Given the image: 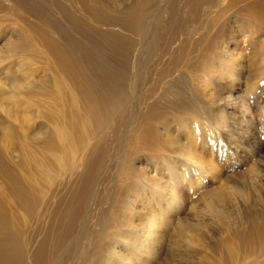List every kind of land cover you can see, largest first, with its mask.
Listing matches in <instances>:
<instances>
[{
	"label": "bare ground",
	"instance_id": "1",
	"mask_svg": "<svg viewBox=\"0 0 264 264\" xmlns=\"http://www.w3.org/2000/svg\"><path fill=\"white\" fill-rule=\"evenodd\" d=\"M23 1L26 3L23 9L39 14L43 21L57 33L58 39H46L45 43L52 56L50 59H53L63 77H61L64 83L62 86L69 87L68 92L65 93L58 88L55 94L56 89L54 92L47 91L43 85L40 87L33 81L24 85L26 87L22 86L25 90L20 88L21 85L11 86V90L16 93L14 95L16 98L11 101L17 105H19L18 102L21 103L20 100L23 97L36 95L34 88L43 87L39 93L40 96H44L43 99L38 98L35 101L31 99L30 103L39 108L37 116L51 123L52 129L48 128L50 125L46 127L44 123H41L37 130H33V133L26 134L29 144L37 145V147L33 145L35 150L32 148L33 150L28 151L22 147V152L19 153L11 147L9 151H6L9 159L4 155L5 153H2L4 151L0 152V264H147L149 259L160 257L161 246L166 237V221H163V217L167 208L155 206L154 209L151 208L153 210L147 217L142 218L146 208L140 207L141 209L137 210L138 206L131 207V199L136 200L135 202L144 198L155 201L160 197L159 189L161 188L155 182L154 173L147 179L148 172L145 173L141 169H138V172L134 170L135 161L131 154L139 152L140 158L145 157V148L155 145H153L152 136L149 137L151 129L167 116L193 113L201 119L207 117L206 110L203 105H200L198 98L190 96V88L183 78L185 76H182L178 72L180 69H177L181 63L185 67L189 65L190 59L188 56L187 59L179 57L181 44L178 47H174L173 44L179 35L186 34L188 37L192 32H198L197 30H200L203 24L212 23L215 17L220 18L228 12L232 17L246 12L247 17L264 21V0H64V3L58 0H47L57 8L63 19V26L52 19L45 12L46 10L43 11V8L36 5L34 1ZM219 33L221 28H217L213 34L208 32L200 33L199 36L197 34V38L193 41L194 49H199L200 46L211 51L212 44ZM28 43L31 44V42ZM17 50L15 52H18ZM23 50H25L24 47ZM32 50L34 49L32 48L31 52ZM166 55L168 57L165 62L162 59ZM163 62L165 66L161 65ZM151 67H154V70ZM229 67L233 66L229 63ZM150 76L151 81L154 82L149 83L150 86L147 89L144 88L147 94L145 91L142 93L148 95L150 99L153 91L158 94L154 96V99L145 102L144 107H140L141 110L133 112L130 110V103L135 95L136 81L139 79L145 85L150 80ZM203 82V87L210 84L209 81ZM0 92H2L1 89ZM201 93L199 91V94ZM29 106L26 105L27 108L22 107V109H28ZM31 108L33 111V107ZM126 120L136 121L142 126L140 127L143 132L140 139L142 144L137 148L129 149L127 157L118 164L115 184L105 186L102 195L99 196L97 186L103 174L102 171H105V159L110 156L108 137L119 127L121 128ZM137 131L140 132V130ZM54 134L61 142L59 147L54 142ZM196 134L198 135V132ZM29 144H25L24 140V145ZM247 152H250V149ZM196 162L195 179L192 183H187L189 188L200 186L204 180L214 179L215 174L222 169H220L222 162L218 155L211 156L207 163L202 160ZM185 177V173L180 175L181 179ZM134 183H138L137 187H133ZM178 184L185 185L181 181ZM173 186L169 188L172 196L169 203L171 207H169L175 211L179 207L177 204L181 198H174L177 191ZM138 187L139 192L136 191ZM239 187L234 188V192L241 199V205L238 201L230 205L231 208L228 207L230 208L228 209L226 207L228 201L224 194L217 196L218 201L210 199L205 205V210L211 217L220 220L227 231L235 232L238 238L242 237L240 232L242 228H246L245 225L254 223L259 231L257 240L255 239L257 241L255 247L264 249V216L246 212L252 193L242 188L243 186ZM256 196V200L249 204L264 205L260 195ZM126 207H129L128 211ZM263 210L264 208L261 212ZM134 216L138 219L133 218V220ZM92 219L94 229L89 228V222ZM199 222L195 224L196 226L194 223L193 225L178 223L180 224L179 232H192L196 239L199 233L197 230L200 226ZM258 247L255 250L258 251ZM205 249L207 251V248ZM241 250L237 248L236 257ZM200 257L202 258L201 255ZM204 259L208 260V258Z\"/></svg>",
	"mask_w": 264,
	"mask_h": 264
},
{
	"label": "rangeland",
	"instance_id": "2",
	"mask_svg": "<svg viewBox=\"0 0 264 264\" xmlns=\"http://www.w3.org/2000/svg\"><path fill=\"white\" fill-rule=\"evenodd\" d=\"M30 1H34L36 5L43 8V11L46 10L45 12L52 19L57 21L62 26L64 25L63 19L60 13H58L57 8L51 5L50 2L48 3L47 0H28V2ZM58 1L60 3H64V0ZM23 2V0H17L15 2L13 0H0V89L2 90V92H0V95H2L0 96V152L4 151L2 153H5L4 155L8 159L9 157L6 155V151H9L11 147H14L13 149L19 151V153L22 152V147H25L24 149L28 151L32 148L35 150L37 145L32 143L35 146L33 147V145L29 144V141L26 140V134L33 133L34 129L37 130L39 124L44 123L46 127L50 125L48 128L52 129L51 123H48V121L45 122V119L37 116V110H39V108L35 104L30 103L31 99L34 101L38 98L43 99L44 96L39 95L43 87L47 89V91L53 92L56 89L54 92L55 94H57L58 88L59 90L66 93L68 92L69 87L68 85L65 87L62 86L64 85V83H62L63 77L54 64L53 59H50L52 56L49 54L45 43L46 39H58L57 33L50 25L43 21V18H41L39 14L36 15V13L27 11L26 8L23 9L26 4ZM230 15V12H228L225 15L220 16V18L215 17V20H213L212 23L210 22L211 24H203L200 26L201 29L197 30L198 32H192L190 35H188V37L186 34L179 35L175 44H173L174 47H178V45L181 44L179 57L181 56L182 59H187L189 57L190 59V62H188L189 65L185 67L180 62L181 64L180 66H177V69H180L178 72L182 76H185L183 78L186 82V85L190 88V96H196L198 98L200 105H203V108L206 110L207 117L205 119H201L193 113H178L179 115H171V117L167 116L166 119L162 120L161 123L151 129L149 137L150 135L152 136L154 140L153 145H155L154 147L145 148V152L143 151L145 157L143 158V156H141L140 158L139 152H134L131 154V157H133L135 161L134 170L138 172V169H141V171H145V173L148 172L146 177L147 179L152 176V173H154L156 176L155 182H157L158 186L161 187L159 189L160 197L156 198L155 201L152 202V200L144 198L143 200L135 202L136 200L131 199V207L134 208L135 206H138L137 210L138 208L141 209L143 207L144 209L145 207V214L142 218L147 217L155 206H159L160 208L162 207L164 209L167 208L163 217V221H166V237L164 238L161 246L162 251L160 250V257L157 259H149L147 264H264V249L256 246L258 247V251L255 250V243L257 242V234L259 231H257L255 228L256 225L254 223H249L250 226L245 225L244 227L246 228H242V232H240L242 233V237L238 238L235 232H232L231 230L227 231L220 220L218 221V219L215 217H211L210 214L205 210V205L210 199H215L218 201V197L224 194H228L227 196L224 195L228 201L226 202L227 208L238 201L239 205H241V199L234 192V188H240L239 186H243L242 188L252 193L250 195L252 198L251 201H255L257 197L256 195H260L264 204V21H261V19L259 20L247 17L246 12L242 13V15L236 14L235 17ZM217 28H221L222 34L219 33L217 36L216 41L212 44L211 51L210 49L208 50V48H204V50L200 46L199 49H194L193 41L197 38V34L198 36L203 32H205V34L206 32L213 34ZM29 35L33 38L29 37ZM186 39H188V41ZM21 42H23V45L19 44ZM28 42H31V44ZM11 44H16L15 46L13 45L16 50L20 48L17 50L18 52H15L16 50ZM23 47L25 50H23ZM9 48L15 51L10 50ZM32 48L34 50L31 52ZM167 57L168 55L163 57L162 60L166 62ZM213 59H215L214 63ZM205 60L209 61L206 62ZM219 60H221V62H219ZM165 62L161 63V65L165 66ZM229 63L233 67H229ZM153 68L154 67H151L152 70H154ZM220 71H223L224 73H221ZM219 72L220 76L218 75ZM28 73H30V75ZM214 74L217 75L215 76ZM197 77L199 79H197ZM4 79L7 80V83ZM19 79L23 82L18 81ZM151 80L152 77L150 76L149 81ZM32 81L38 84L40 87L43 85L42 88H34V92H36L39 96L36 94L37 96L28 95L27 98L23 97L20 100L21 103L18 102L19 105L12 102L11 100L16 98V96H14L16 93L11 90V86L18 85L17 87H19V85H21L20 88L25 90L23 87L26 86L24 85H28ZM149 81H147L148 84L146 83L145 85L142 84V81L139 79L136 81L135 95L133 96V99L130 103V110H133V112L141 110L140 107H144L143 104H145V102L150 101L157 96L158 92L156 91H153L150 95L152 97L151 99L148 95H146L147 91L144 90V88L147 89L150 84H153L154 82ZM196 81L198 85L196 84ZM203 81L206 83L209 81L210 84L207 85L209 87H203ZM20 82L21 84H19ZM199 83L201 84L199 85ZM251 84L252 86H250ZM51 85L52 87H50ZM199 86L201 89H199ZM204 88H207L206 90L210 91H206ZM35 89L39 90V92ZM144 91L146 93H144L145 95L142 93ZM199 91L202 93L199 94ZM211 91H213L212 94ZM8 96L10 97L8 98ZM23 104L25 105L22 107H26V105L27 107L29 105L30 106L28 109H26L27 107L22 109L20 105ZM31 107H33V111H31ZM34 108L37 109L35 110ZM4 112L7 116L4 114ZM30 112H33V114H30ZM208 112L211 116L208 114ZM12 117L15 119V121L12 119ZM220 117H222L224 121ZM190 120L194 123H192ZM29 121H31V123H28ZM135 122H133V120L124 121L121 125V128L119 127L115 133L112 135L110 134L111 137H108L110 142L108 145L110 156L108 159H105V171H102L103 174L101 175L97 186V193L99 196L102 195L101 193L104 191L105 186L107 187L108 185L111 186V184H115V175L117 168H119L118 164L123 158L127 157L126 155L127 152L129 153V149L132 147L137 148L142 144V141L140 140L143 135V132L140 128L142 126ZM32 123L33 125H30ZM194 126L197 128H194ZM137 130H140V132L138 133ZM67 131L69 130L67 129ZM196 132H198V135ZM54 137V142L59 147L61 142L57 140L55 134ZM24 140L25 144H29L31 147L29 145H24ZM11 144L14 145L12 146ZM248 149H250V152H247ZM196 154L199 157H197ZM22 155H24V153H22ZM186 155L191 156V158ZM216 155L219 156V159L222 162V164H220V169L222 168L221 171L219 170L220 173L217 172L214 179L206 181L204 180V182L198 187L191 186L189 188L187 183H192L195 179L194 174L196 170L194 169L196 167V161L202 160L203 162L206 161L205 163H207L211 156ZM154 157L156 158L154 159ZM195 158L199 159H196L194 163ZM151 159H153V161ZM183 173H185L186 177L181 179L180 175ZM180 181L185 185L178 184ZM137 184L138 183H134L133 187ZM169 184L172 186L174 185L176 188V194L178 196L175 194L177 197L175 196L174 198H181L179 199L180 202L177 204L179 207H177L178 209L176 208L175 211L170 208L171 206L169 204L171 200L170 197H172L170 193L171 189L169 190V188H172V186ZM136 191L139 192V187L136 189ZM229 200L231 204L229 203ZM251 201L249 200V202ZM145 202H147V204H145ZM249 202L247 203L249 206H246L248 209L246 212L264 216V210L261 212V210L264 208V205H259L260 203L251 205ZM128 209L129 207H126L127 211ZM147 210L150 211L148 212ZM129 214L128 216L130 217ZM133 218L138 219L136 216L132 217V219ZM92 221L93 219L91 222H89L90 229H94ZM198 222L200 226L197 227L199 233L196 239L193 237L192 232H179L180 224L186 223L193 225L192 223H194V226H196L195 224ZM236 247L238 250L242 249L240 253L241 255L239 254L240 257H236ZM205 248H207V251ZM128 250L130 249L128 248ZM203 255L205 257H203ZM204 258H208V260H205Z\"/></svg>",
	"mask_w": 264,
	"mask_h": 264
}]
</instances>
